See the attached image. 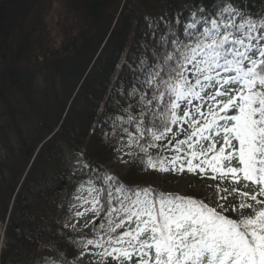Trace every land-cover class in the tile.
<instances>
[{
  "label": "snow or ice",
  "instance_id": "obj_1",
  "mask_svg": "<svg viewBox=\"0 0 264 264\" xmlns=\"http://www.w3.org/2000/svg\"><path fill=\"white\" fill-rule=\"evenodd\" d=\"M146 20L101 132L122 164L198 176L206 195L127 184L81 153L74 252L44 264H264V13L207 0Z\"/></svg>",
  "mask_w": 264,
  "mask_h": 264
},
{
  "label": "trees",
  "instance_id": "obj_2",
  "mask_svg": "<svg viewBox=\"0 0 264 264\" xmlns=\"http://www.w3.org/2000/svg\"><path fill=\"white\" fill-rule=\"evenodd\" d=\"M47 1L0 0V224L40 146L14 197L0 264H39L53 247L71 258L62 225L66 195L85 179L77 172L81 153L127 184L151 185L155 172L111 171L117 153L105 142L102 121L113 112L110 97L127 71L123 61L146 39V18L207 2L63 0L71 21L56 42ZM234 3L264 13V0Z\"/></svg>",
  "mask_w": 264,
  "mask_h": 264
},
{
  "label": "rangeland",
  "instance_id": "obj_3",
  "mask_svg": "<svg viewBox=\"0 0 264 264\" xmlns=\"http://www.w3.org/2000/svg\"><path fill=\"white\" fill-rule=\"evenodd\" d=\"M63 3V0H48L46 4H44L46 5V7L51 8L48 17L51 22V27L53 28L52 36L55 38L56 42H60V36L63 30L69 28V23L71 21L70 18H66V16L64 17V14L62 12ZM40 13L41 12L39 10V14ZM55 31L58 33H56ZM110 167L112 171L125 170L127 168V165L122 164L116 157L115 160L111 163ZM206 183H211V181H206L198 176H194L188 173H157L151 185L161 191H174L180 193H186L187 191H190L191 193L199 194L204 198V196L206 195ZM72 195L68 199V204L72 199ZM66 221L67 216L64 218V222ZM79 264H89V258L85 257L84 259L79 261Z\"/></svg>",
  "mask_w": 264,
  "mask_h": 264
}]
</instances>
